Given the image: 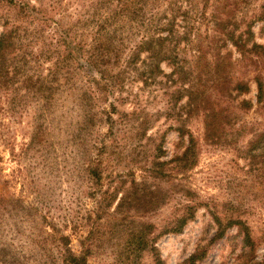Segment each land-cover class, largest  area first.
<instances>
[{
  "label": "trees",
  "instance_id": "16d2710c",
  "mask_svg": "<svg viewBox=\"0 0 264 264\" xmlns=\"http://www.w3.org/2000/svg\"><path fill=\"white\" fill-rule=\"evenodd\" d=\"M80 8L82 11L78 12L75 18L70 16L68 23L64 18L55 20L47 14L46 4L38 8L27 0H0V9L16 12L15 17L8 16L7 12L0 15V90L9 86L10 82L14 83L17 78L20 80L21 76L25 90L33 92V96L39 93L43 98L39 99L38 116L34 119L35 123L28 140L23 142L19 151L11 147L10 156L15 164L11 173L7 176L0 170V264H88V257L92 254L93 242L90 231L83 239H79L80 250L75 252L72 249L66 213L54 217L53 188L40 186L38 183L39 180L49 182L48 174H53L55 166L49 159L60 157V151L56 146L59 134H64L66 142H70L73 137L64 113L57 121L58 135L51 134L50 127L45 125L46 111L42 101H48L50 97L44 92L63 91L66 84L74 88L72 81L80 75L88 80L86 81L88 84L75 90L79 93L90 91L88 95L92 96L93 101L88 102L86 120L94 123L102 122L104 119L108 122L107 131L101 134L98 132L96 137L94 133L92 134L93 128H88L85 134L82 133L83 129H80L77 137L82 141V136H90V147L94 148L95 153H90V149L88 153L84 152L81 155L78 150V158L82 159L84 167L73 166L71 170L64 167L69 175H74L75 172L76 177L82 178L80 171L85 174L88 193L93 199V211L96 213L93 221H99L103 214L115 218L129 210L149 212L161 204L166 194L161 197V188L157 186L156 189L152 188V184H148L149 180L174 179L179 172L190 169L196 162V144L183 124L182 115L190 116L193 112L200 114L202 112L205 138H212L216 124L221 122L225 112L219 107V98L213 99L212 95L231 96L232 92H235L234 97H238L249 91L248 82L244 79L234 81L231 74L234 64L229 49H226L227 52L224 54L220 50L212 54L209 47L207 49L202 45V39L211 40L212 36L209 37V33L203 37L198 29L197 33L193 32L190 25L178 31L173 13L183 8L179 0H86ZM184 9H187L184 10L186 12L195 9L192 0L191 5ZM167 11H170V16L167 15ZM230 15V12H227L225 18L214 13L208 16L204 7L201 18L198 19L207 20L213 28L219 29L214 32L219 34L218 39L222 41L223 48L233 46L240 54L239 62L247 59L252 61L257 70L253 76L256 84L255 102L259 108H264V49L253 41V19L246 24L245 31L236 34L237 29H229L232 25ZM22 18L29 19L27 24L37 22L39 27L32 30L26 27V24L22 26L19 24ZM255 19L261 20L264 26V2L260 5L259 14ZM51 24L54 27L47 33L45 27ZM140 32L143 33L138 35ZM29 36L32 37L30 41L34 39L37 44H41L40 56L47 55L45 59L52 57L55 59L53 67L46 68L49 71L46 75H39L41 73L28 75L22 70V66L26 65L22 61H25L27 56L23 46L29 45L24 44ZM136 36L139 38L136 39ZM46 38L50 39L48 43L45 42ZM179 45H182V48H179ZM186 52H189V55ZM141 54L145 56L142 58ZM162 63L170 67L168 73L161 68ZM159 76L172 86L179 84L174 87L171 94L174 101L165 106V113H173L174 119L180 122V125L174 127L179 136L184 137L188 133L183 151L170 159L171 161L157 160L159 154L163 152L161 140L153 148L156 152L155 158L140 165L141 180L135 178L132 169L124 175L119 173L114 176L104 175L105 163L109 161L110 155L108 152L110 145H107L106 140L116 135V120L112 118L110 111L103 109L102 112L99 108L96 109V101L101 99V96L109 94L114 96L116 92H120L127 80L133 81L136 78L146 85L148 82L154 83ZM134 97L136 109L130 114L123 112L125 116L121 115L120 124H123L128 115L144 111L143 108L139 109L137 92L134 93ZM181 97H185V102L177 105ZM81 100L86 104L84 95ZM13 103L7 102V107ZM252 106L251 101L241 99L238 108L247 110ZM110 108L117 111L115 103H111ZM230 115L227 114L224 118ZM147 122L148 120L144 119L137 126L131 125L132 129L126 131L124 135L129 139L132 138L133 132L135 137L143 135ZM128 124L129 122H126L124 125ZM115 142L117 145V141ZM67 145L66 143L65 146ZM35 148L40 157L37 165L42 168L36 179L30 175L33 165L23 164L31 149ZM256 148L264 149V129L255 132L253 138L248 141L249 152ZM62 155L64 160L69 156L64 151ZM170 162L173 164L169 166ZM126 176H132L129 186L119 191L124 188ZM105 180L109 185L107 188L104 186ZM15 181L20 183L18 193L10 191L11 184ZM115 182L116 185L111 190L110 186ZM188 192L190 191L185 190L186 196ZM113 204L115 205L110 211L109 208ZM184 209L185 213L178 214L174 219L177 225L170 230H180L186 221L193 218L195 205L186 203ZM212 218L217 221L218 237L223 236L226 229L236 226L242 237L243 247H248L247 253L252 251L250 228L242 219L229 218L222 223L215 213ZM76 227L82 230L83 225H74L73 229ZM145 248V244L140 247L142 250ZM195 260L196 255L193 253L183 264H195ZM155 264H164L157 254Z\"/></svg>",
  "mask_w": 264,
  "mask_h": 264
},
{
  "label": "rangeland",
  "instance_id": "374dc122",
  "mask_svg": "<svg viewBox=\"0 0 264 264\" xmlns=\"http://www.w3.org/2000/svg\"><path fill=\"white\" fill-rule=\"evenodd\" d=\"M27 1L38 8L46 4L47 14L55 20L64 18V21L69 23L70 16L75 18V15L82 11L80 6L86 0ZM208 1L207 3L204 0H192L195 9L186 12L184 10L187 9L184 8L191 5V0H179L183 8L173 13L174 23L178 31L190 25L193 32L198 29L203 37L209 33V37L212 36L211 40L202 39V45H205L207 49L209 47L212 54L216 50L224 54L227 52L226 49H229L234 64L231 72L234 81L244 79L248 82L249 91L238 97H234L235 92H232L231 96L216 95L214 97V94L212 95L213 99L219 98V107L225 110L221 122L216 124L212 138H205L202 112L201 114L193 112L190 116L182 115L183 124L196 144V162L190 169L179 172L174 179L149 180L148 184H152V188L156 189V186L161 188V197L164 193L166 194L163 202L153 210L149 212L129 210L118 214L115 218L103 214L99 221H93L96 213L93 211V199L88 193L85 174L80 171L83 177L79 178L75 176L77 175L75 172L74 175L67 174L65 169L71 170L73 166L84 167L82 159L78 158L79 151L81 155L84 152L88 153L90 149V153H95L94 148L90 147V136H82V141L77 137L80 129H83L82 133L85 134L91 127L92 134L94 133L96 137L98 132L101 134L107 131L108 122L104 119L102 122L94 121V123L86 120L85 111L88 109V102L93 101L92 96H89L90 91L79 93L75 90L86 87L88 84L86 82L88 80L80 75L72 81L74 88L66 84L63 91L44 92L50 97L48 101H42L46 111L45 125L50 127L51 134L58 135L57 121L64 113L73 137L70 142H66L64 134H59L60 141L56 138V146L60 151V157L49 159L55 166L53 174H48L49 182L39 180L38 183L40 186L46 185L53 188L52 213L54 217L66 213L69 221L67 231L71 235V247L75 252L80 250L79 239H83L90 231L93 244L88 264H155L156 254L164 264H183L193 253L196 255L195 264H264V149L256 148L252 152L248 151V141L253 138V134L264 129V108H259L255 102L256 84L253 76L257 70L249 59L239 62L240 54L233 46L228 45L227 48H223L222 41L218 39L219 34L214 32L219 31L218 28H213L207 20L198 19L201 18L204 7L208 16L214 13L220 17L223 15L225 18L226 13L230 12L232 25L229 29H237L236 34L245 31L246 24L253 19V41L264 49L263 22L255 19L264 0ZM7 11L8 9H0V15ZM7 13L11 17H15L16 14L14 10ZM166 13L170 16V11ZM28 22L29 19L22 18L19 24L22 26L26 24V27L32 30L39 27L37 22L27 24ZM50 26L45 27L47 33L54 27L52 24ZM138 38L139 36H136V39ZM30 39H32L30 36L25 39L24 44L29 45L23 46L27 56L25 61H22L26 63L22 66V70L28 75L34 73L46 75L49 72L46 68L53 67L55 59L53 57L45 59L47 55L40 56L41 44ZM49 41L50 39H45L46 43ZM179 48H182V45H179ZM186 53L189 55V52ZM144 56L141 54L142 58ZM161 68L166 73L170 71V67L165 63L161 64ZM22 80L20 76V80L17 78L14 83L10 82L9 86L2 87L0 90V170L7 176L15 166L10 156L11 147L19 151L23 142L28 140L35 123L34 119L38 116L39 99L43 100L39 93L33 96V92L26 91ZM149 83L144 85L136 78L133 81L127 80L123 87L121 86L120 92H116L114 96L112 94L101 96V99L96 101V109L99 108L102 112L103 109L110 111L112 118L116 120V135L106 140L107 145H110L108 148L110 155L109 161L104 162L106 165L104 175L114 176L117 173L124 175L132 169L135 172V178L141 180L139 167L145 161L155 158L156 152L153 148L158 142L162 140L163 152L157 157L160 161H169L174 158L186 145L188 133L184 137L179 136L174 127L180 125V122L174 119L173 113H165V106L174 101L171 95L174 87L179 84L172 86L161 76L154 83ZM17 88L20 90L18 91ZM135 92L138 93L139 109L143 108L144 111L128 115L123 124H120L121 115L125 116L123 112L130 114L137 107L134 104ZM83 95L86 104L81 100ZM241 99L251 101L252 108L239 109ZM9 101L14 103L7 107ZM184 102L185 97H181L177 105ZM18 103L19 105H16ZM111 103L116 104V112L111 110ZM227 114L231 115L224 118ZM144 119L148 122L143 135L135 137L133 132L131 139L124 135L126 131L139 125ZM126 122L129 124L124 125ZM131 125L133 126L130 127ZM52 139L55 140L53 137ZM66 143L67 146H65ZM63 151L69 154L65 160ZM38 155L36 148L31 149L23 161V164L33 165L30 175L34 179L42 169L40 165H37L40 160ZM172 164L170 162L169 166ZM131 178L132 176H126L124 188L119 191L128 188ZM19 184L16 181L12 183L10 191L18 193ZM114 185L116 182L110 186L111 190ZM104 186L106 188L109 186L106 180ZM185 190L190 191L187 196ZM27 195L30 196V194ZM186 203L195 205L193 218L186 221L180 230H170L177 225L174 219L178 217V214L185 213L184 204ZM114 205L109 210L113 209ZM214 213L218 215L222 223L229 218H240L249 226L253 240L251 252L247 253L248 247H243L242 237L236 226L226 229L223 236H217V221L212 218ZM80 224L83 225L82 230L78 227L73 229L74 225ZM144 244L146 248L140 249Z\"/></svg>",
  "mask_w": 264,
  "mask_h": 264
}]
</instances>
